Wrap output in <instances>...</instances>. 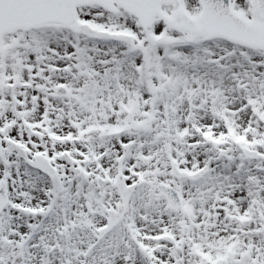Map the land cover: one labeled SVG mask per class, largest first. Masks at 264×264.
Listing matches in <instances>:
<instances>
[{"label":"snow or ice","instance_id":"6c2138e0","mask_svg":"<svg viewBox=\"0 0 264 264\" xmlns=\"http://www.w3.org/2000/svg\"><path fill=\"white\" fill-rule=\"evenodd\" d=\"M0 264H264V0H0Z\"/></svg>","mask_w":264,"mask_h":264}]
</instances>
